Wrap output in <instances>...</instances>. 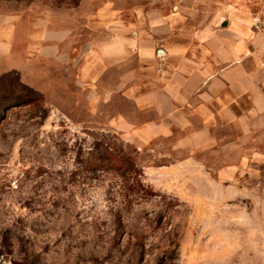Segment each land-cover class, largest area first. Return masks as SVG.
I'll return each mask as SVG.
<instances>
[{"label":"rangeland","instance_id":"rangeland-1","mask_svg":"<svg viewBox=\"0 0 264 264\" xmlns=\"http://www.w3.org/2000/svg\"><path fill=\"white\" fill-rule=\"evenodd\" d=\"M146 1L0 0L19 37L0 55V96H40L0 112V264H264V158L207 175L198 162L219 167L217 151L189 162L142 140L137 106L80 79L98 10Z\"/></svg>","mask_w":264,"mask_h":264},{"label":"crops","instance_id":"crops-1","mask_svg":"<svg viewBox=\"0 0 264 264\" xmlns=\"http://www.w3.org/2000/svg\"><path fill=\"white\" fill-rule=\"evenodd\" d=\"M98 17L80 79L107 82L111 105L137 106L128 124L142 140H171L189 162L217 151L219 167L198 163L222 181L264 158V0H147ZM18 39L0 15V55Z\"/></svg>","mask_w":264,"mask_h":264},{"label":"trees","instance_id":"trees-1","mask_svg":"<svg viewBox=\"0 0 264 264\" xmlns=\"http://www.w3.org/2000/svg\"><path fill=\"white\" fill-rule=\"evenodd\" d=\"M3 93L4 94H2L0 98L8 99V104L7 106H0V112L2 114L4 113V110L9 107H19L20 105H26L34 101L40 100L39 94H37L35 91H33L27 86H22V91L18 94H14L10 91Z\"/></svg>","mask_w":264,"mask_h":264},{"label":"built area","instance_id":"built-area-1","mask_svg":"<svg viewBox=\"0 0 264 264\" xmlns=\"http://www.w3.org/2000/svg\"><path fill=\"white\" fill-rule=\"evenodd\" d=\"M263 35H264V30H263Z\"/></svg>","mask_w":264,"mask_h":264}]
</instances>
